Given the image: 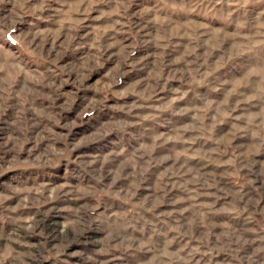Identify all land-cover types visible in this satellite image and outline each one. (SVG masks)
Here are the masks:
<instances>
[{
    "label": "rangeland",
    "instance_id": "obj_1",
    "mask_svg": "<svg viewBox=\"0 0 264 264\" xmlns=\"http://www.w3.org/2000/svg\"><path fill=\"white\" fill-rule=\"evenodd\" d=\"M0 264H264V0H0Z\"/></svg>",
    "mask_w": 264,
    "mask_h": 264
}]
</instances>
